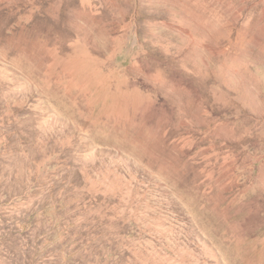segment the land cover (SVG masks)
<instances>
[{
	"label": "rangeland",
	"instance_id": "1",
	"mask_svg": "<svg viewBox=\"0 0 264 264\" xmlns=\"http://www.w3.org/2000/svg\"><path fill=\"white\" fill-rule=\"evenodd\" d=\"M0 264H264V0H0Z\"/></svg>",
	"mask_w": 264,
	"mask_h": 264
}]
</instances>
